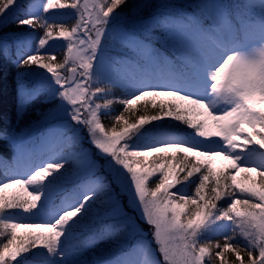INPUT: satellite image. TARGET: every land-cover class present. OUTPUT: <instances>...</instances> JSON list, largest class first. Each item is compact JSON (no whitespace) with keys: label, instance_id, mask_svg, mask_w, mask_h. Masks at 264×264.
<instances>
[{"label":"snow or ice","instance_id":"snow-or-ice-1","mask_svg":"<svg viewBox=\"0 0 264 264\" xmlns=\"http://www.w3.org/2000/svg\"><path fill=\"white\" fill-rule=\"evenodd\" d=\"M127 5L0 0V25L29 29L0 36V60L18 70L17 121L36 101L51 106L35 108L50 125L38 145L23 129L0 132L15 144L0 160V264H264V0H190L173 12L139 0L117 11ZM51 10H72L74 23ZM50 42H63L62 60ZM165 117L192 133L154 124ZM68 164L84 182L54 204ZM125 193L151 239L137 238L118 203Z\"/></svg>","mask_w":264,"mask_h":264},{"label":"trees","instance_id":"trees-1","mask_svg":"<svg viewBox=\"0 0 264 264\" xmlns=\"http://www.w3.org/2000/svg\"><path fill=\"white\" fill-rule=\"evenodd\" d=\"M22 2L26 5L28 3V0H22ZM81 2H83V0H81ZM134 2H139V0H128L127 7L121 6L119 9H117V11L121 13H126L128 11V8H130L132 3ZM148 2L154 5H161V4L168 5L169 7L166 10L169 12H173V11H179L178 6L189 3L190 0H148ZM224 2L232 5H238L242 2V0H224ZM161 10H165V9H161ZM71 12L72 10H63V11L51 10L52 15L63 18L67 23H74V20L71 19ZM28 31L29 29L26 26L18 29L16 24L11 22L0 25V36L8 35L9 37H11L14 33L28 32ZM40 34L42 33L40 29L37 28L35 30L34 35L39 36ZM37 42L38 41L33 40L32 41L33 46ZM50 43H53V47L48 54L49 55L55 54L58 57V59L62 60L66 52V48L63 46V42H50ZM156 47L160 49L161 52H164V49L161 47L159 43L156 44ZM113 54L120 55L121 53L117 52ZM17 71L18 70L13 63L0 60V115L6 114L7 116L6 120H0V132L6 131L7 133L15 134L16 132H19L21 129H23V132L29 133L30 140L38 145L41 137L44 135L45 131L50 127V125L40 120V118L37 116L35 112V108L37 107L47 108L51 106L50 105L42 106L39 104V101H36L27 108V111L25 112L23 118L17 121V117H16ZM40 71L43 72L44 70H40ZM113 93L116 97H120L123 94V89L115 88L113 89ZM121 111H122V105L116 103L112 105L110 115L101 116L102 123L105 125L106 128H111L112 124L114 123L115 115L119 114ZM130 118L134 119V117H130ZM154 124H156L158 127L170 128L172 131L179 133L181 135H188L193 131L192 129H188L186 125H183L180 122L173 120L171 117H165L163 121H157L154 122ZM26 125L28 127H26ZM21 134L23 135V133ZM84 134L86 135V133ZM84 146L91 147L90 145L87 144L86 140ZM255 147L258 148V145H256ZM14 148H15V144L10 139L0 138V160L7 161L10 157H12ZM92 151L93 154H95L96 150L94 149V147L92 148ZM94 159L97 160L98 169H100L101 172H105V169L100 167L101 165H105L104 159L98 155H94ZM228 163H229L228 161H224L223 164H219V165L215 164V166L217 168H223ZM64 171H65V175L61 180V186L59 190L53 195L52 203L54 204H58L61 200L65 199V197L73 195L76 191L78 183L85 179L83 175L77 174L75 172L74 167L71 164H68ZM4 176H5V170L3 168H0V179H3ZM151 186L154 187V184ZM194 187H195L194 184L189 186L187 188V191L192 192L194 190ZM9 191H16V190L10 189ZM117 192H119V189H117ZM118 202L123 205L127 213L131 214L132 217L135 218L134 221H136L140 230L145 235H147V238L151 239V229L142 219H140L139 215H137L136 212H134L129 207V204L127 202V196L125 194L119 195ZM20 211L21 210H12V213L15 214ZM38 218L39 217L27 216L26 220H36ZM228 230L230 233V229L227 230L222 229L221 232ZM22 234L23 233H20L18 235H22ZM0 240H4V242H6V238L0 237ZM212 240L213 243H215L216 240H220L221 242H223V235L222 234L214 235ZM78 242L83 243L84 238H81ZM100 247L102 248L109 247V245H100ZM233 259H235V257L229 255V260L231 261Z\"/></svg>","mask_w":264,"mask_h":264},{"label":"rangeland","instance_id":"rangeland-1","mask_svg":"<svg viewBox=\"0 0 264 264\" xmlns=\"http://www.w3.org/2000/svg\"><path fill=\"white\" fill-rule=\"evenodd\" d=\"M260 107H264V105H260ZM182 136L188 137V135H182ZM189 138H190V137H189ZM197 139H199V138H197ZM261 151H264V150H261ZM224 161H225V160H222V159H220V158H217L216 161H215V164H217V165H219V164H223ZM82 182H84V181H81L80 183H82ZM80 183H79L77 189L79 188ZM125 195L127 196L126 193H125ZM127 202H128V204H129L128 196H127ZM118 203H119V202H118ZM130 208H131V207H130ZM131 209H132V208H131ZM132 210H133V209H132ZM124 211H126V210L124 209ZM126 212H127V211H126ZM136 214L139 215V213H137V212H136ZM128 215L132 217L131 214L128 213ZM38 219H39V220H37V221H41L40 218H38ZM134 223L136 224V231H137V233H138V237H137V238H140V237L145 236V234L140 230V228H139V226L137 225L136 221H134ZM224 223H226V222H224ZM27 231H29V230H28V229H19V230H18V234H20V233H24V232H27ZM228 231H229V230H228ZM128 239L130 240L131 238L129 237ZM121 246H122V247H126L127 244H126V243H123ZM216 264H219L218 261H216Z\"/></svg>","mask_w":264,"mask_h":264},{"label":"water","instance_id":"water-1","mask_svg":"<svg viewBox=\"0 0 264 264\" xmlns=\"http://www.w3.org/2000/svg\"><path fill=\"white\" fill-rule=\"evenodd\" d=\"M34 222V221H33ZM37 223H39V222H37Z\"/></svg>","mask_w":264,"mask_h":264}]
</instances>
